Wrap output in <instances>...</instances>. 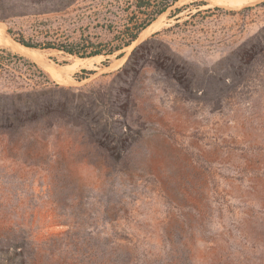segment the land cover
I'll use <instances>...</instances> for the list:
<instances>
[{
    "label": "rangeland",
    "instance_id": "obj_1",
    "mask_svg": "<svg viewBox=\"0 0 264 264\" xmlns=\"http://www.w3.org/2000/svg\"><path fill=\"white\" fill-rule=\"evenodd\" d=\"M159 1L0 0V264H264V0Z\"/></svg>",
    "mask_w": 264,
    "mask_h": 264
},
{
    "label": "trees",
    "instance_id": "obj_2",
    "mask_svg": "<svg viewBox=\"0 0 264 264\" xmlns=\"http://www.w3.org/2000/svg\"><path fill=\"white\" fill-rule=\"evenodd\" d=\"M177 0H161L159 1V3H157L155 6V10L153 11L152 15L153 14H160L162 13L170 4L176 2ZM150 23V20L148 23H145V22H141V23H135L134 25H132V27L129 29V35L125 41V39L122 40V43L118 46H116V48L114 49V51L118 50V49H121L122 47L124 46H129L132 42H134L137 37H138V34L139 32L144 29L148 24ZM21 44L26 46L27 47H30L31 45L29 44H26L24 43L23 41H21ZM62 48V47H61ZM66 52H69V53H73V54H79V53H75L74 51L70 50V49H64ZM112 52V51H111ZM100 52L99 51H95V52H91L89 53L87 56H95V55H99ZM85 54H81L80 56L83 57ZM1 56V55H0ZM1 59L3 58V56L0 57ZM3 60V59H2ZM6 64L2 63L0 64V68L3 69V67L5 66ZM19 111V110H18ZM17 111V112H18ZM28 111V110H27ZM29 112V111H28ZM18 114L17 115H13V117H10L8 115H6V119H10V118H13L10 121H6V122H9L11 125L14 124V121L18 119Z\"/></svg>",
    "mask_w": 264,
    "mask_h": 264
},
{
    "label": "bare ground",
    "instance_id": "obj_3",
    "mask_svg": "<svg viewBox=\"0 0 264 264\" xmlns=\"http://www.w3.org/2000/svg\"><path fill=\"white\" fill-rule=\"evenodd\" d=\"M148 31H149L148 29L145 30V31L142 33L141 37H142L144 34H146ZM9 44H10V41H6V40H3V39H0V45L8 46ZM24 49H26V48H24ZM25 51L28 52L27 49H26ZM28 53H29V52H28ZM77 59H78V58H77ZM79 61H80V63H82L83 66H86V65L89 63L88 60H79ZM74 62H75V61H74Z\"/></svg>",
    "mask_w": 264,
    "mask_h": 264
}]
</instances>
